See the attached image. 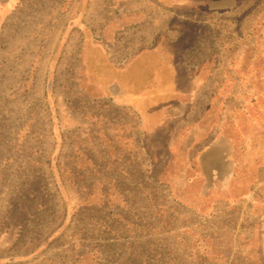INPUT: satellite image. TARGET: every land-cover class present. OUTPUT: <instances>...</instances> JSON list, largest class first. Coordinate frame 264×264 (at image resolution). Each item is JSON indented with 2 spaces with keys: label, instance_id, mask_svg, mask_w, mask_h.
I'll use <instances>...</instances> for the list:
<instances>
[{
  "label": "rangeland",
  "instance_id": "obj_1",
  "mask_svg": "<svg viewBox=\"0 0 264 264\" xmlns=\"http://www.w3.org/2000/svg\"><path fill=\"white\" fill-rule=\"evenodd\" d=\"M263 208L264 0L15 3L0 221L42 210L41 251L2 264H264Z\"/></svg>",
  "mask_w": 264,
  "mask_h": 264
},
{
  "label": "crops",
  "instance_id": "obj_2",
  "mask_svg": "<svg viewBox=\"0 0 264 264\" xmlns=\"http://www.w3.org/2000/svg\"><path fill=\"white\" fill-rule=\"evenodd\" d=\"M17 1L18 0H0V26L2 25L3 20L8 17L9 11H11L12 7L15 6V3ZM128 27L129 26H127L126 28ZM104 82L107 81L105 80ZM122 88L123 90L126 89V87L124 86H122ZM129 88L130 87H128V89ZM123 90L120 89V91L115 95L116 99L118 100L120 98L124 99V97H121L120 95ZM58 161L59 158H57V156L55 155H52L50 159V162L52 164L50 163V167L52 170L53 177L55 178V182L57 184L58 194L62 199V206L65 208L64 210L66 216H64L62 221H59L57 226L52 225L50 232H48L44 240H42L43 241L42 243H45L46 246L49 245L52 242V240H54V238H57L56 234L62 230L61 228L66 229L67 226L71 224L70 223L71 216L67 215V212H70L71 210L70 207L72 205L68 197L70 196V194L69 192L67 193L64 185H62V182L59 181L61 177L66 179L65 170L67 168L64 169L63 174H60L58 168L56 167V162ZM68 187L69 189L74 190V188H72L71 186L68 185ZM29 193H33V191L31 190ZM30 202H35V199L33 198L29 199L28 203ZM87 202H89V199L87 200ZM41 214H42V210L31 209V210H26L25 214L22 216L20 214L21 217L20 216H18L17 218L4 217V220L0 221V263L1 264L15 260H18V262L20 261L26 262L27 260H30L32 258L34 259L35 257H38L40 255L41 249L38 246L40 245L41 242L35 240L36 237L33 236V234H26L25 228L28 227L32 230H36V228L39 225V219H40L39 216ZM25 235L29 239L32 238L31 240L33 241V244L30 245V247L29 246L26 247L24 245L23 238L25 237ZM259 251L263 253L261 249H259Z\"/></svg>",
  "mask_w": 264,
  "mask_h": 264
},
{
  "label": "trees",
  "instance_id": "obj_3",
  "mask_svg": "<svg viewBox=\"0 0 264 264\" xmlns=\"http://www.w3.org/2000/svg\"><path fill=\"white\" fill-rule=\"evenodd\" d=\"M125 90V89H124ZM123 90V91H124ZM124 93V95L126 96V93H128L126 90H125V92H123ZM127 96H128V94H127ZM52 164V163H51ZM66 172H67V169L65 170Z\"/></svg>",
  "mask_w": 264,
  "mask_h": 264
}]
</instances>
